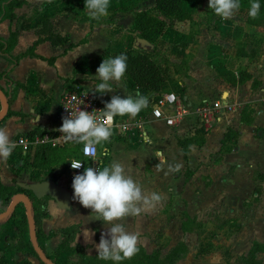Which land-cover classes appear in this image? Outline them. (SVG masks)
I'll return each instance as SVG.
<instances>
[{"label":"crops","instance_id":"obj_1","mask_svg":"<svg viewBox=\"0 0 264 264\" xmlns=\"http://www.w3.org/2000/svg\"><path fill=\"white\" fill-rule=\"evenodd\" d=\"M26 1L28 5L15 10L17 15L25 16L19 26L17 42L8 52L0 50V89L8 102L6 114L0 120V127L9 130L13 141L17 137L33 140L27 152L33 158L38 148L55 144L52 140L46 143L39 141L46 135L49 138L58 135L57 129L62 126L60 99L67 90L66 87H81L90 92V86L99 82L88 73L86 61L91 58L90 55L98 50L112 53L128 48L142 47L147 50L150 46L125 26L128 18V22L132 23L134 15L130 17L132 15L120 13L110 17L112 20L114 18L113 21H106L109 17H104L91 27L83 9L77 6L75 9L72 0ZM44 18L49 19L53 30L66 39L62 45H52L46 40H41L36 45V54L44 58L55 57L53 64L37 57L23 56L8 70L13 58L42 36L37 31ZM14 29L15 23L8 19L0 21L1 38L7 39ZM246 29L248 31L242 38L246 56L234 54L225 57L224 51L220 49L212 51L213 54H219L216 58L217 65L210 59L213 56L209 53L202 57L195 56L192 62L187 59V67L183 72L178 70L169 73L178 80L187 104L191 103L193 106L198 99L199 102H215L219 98L231 106L230 110L219 112L218 121L211 129L204 131L203 140L199 144H189L184 154L178 142V137L193 138L198 134L199 126L193 114L185 116L175 126H167L164 121L152 118L150 108L149 113L143 114V130L136 129L130 139L113 131L110 142L105 145L110 154L105 158L104 165L113 159L123 162L127 173L145 191L159 192L163 196L162 202L153 211L122 221L128 231L139 233L138 245L146 250L158 247L164 239L171 247L192 234L181 229L182 212L190 217H198L197 214L202 210H232L239 206L243 208L248 200L242 199L240 182L245 179L249 185L254 184L251 178L254 171L264 174V24L251 30L247 27ZM123 32L131 33L133 46L116 50L113 45L119 41L117 38ZM228 41L230 40L226 39L219 44H224L226 48L230 45ZM70 44L73 46L69 48ZM200 69L206 74L201 79L198 76ZM239 69H246L250 78L236 85L227 82V71L237 72ZM4 72L6 77L1 76ZM113 88L112 92L103 95L91 93L103 108L115 95L124 98L126 95L139 93L126 75L120 84L114 83ZM161 91L173 92L163 88ZM2 106L0 98V111ZM245 106L248 109L247 116L251 119L249 123L240 120ZM115 118L117 121L131 119L129 116ZM228 129L233 130L235 135L225 140ZM51 132H56V135L51 136ZM189 146H192V150ZM19 151L21 152V148L17 146L10 157L6 160L0 159V181L10 185L16 178L18 185L31 189L37 197H49L48 215L41 218L40 223L41 230L46 235L43 240L45 253L53 257L60 243L58 231L71 224H78L79 231L71 246L79 244L87 255L97 254L96 245L101 234L107 231V226L102 221L89 220L91 210L73 199V190L69 188L68 175L65 174L67 168L57 164L45 169L30 166L15 177L8 159H16ZM157 151L162 152L169 163H181V171L166 175L167 166L158 171L155 168L159 163L155 155ZM253 189H250L251 195H254ZM263 194L264 184L261 195L255 202H259ZM85 230L94 233L91 240L86 239ZM12 258L17 261L28 258L38 264L35 257L22 252L15 253ZM66 258L85 264V260L76 253L62 252L58 259L62 261Z\"/></svg>","mask_w":264,"mask_h":264},{"label":"trees","instance_id":"obj_2","mask_svg":"<svg viewBox=\"0 0 264 264\" xmlns=\"http://www.w3.org/2000/svg\"><path fill=\"white\" fill-rule=\"evenodd\" d=\"M260 4L261 9L258 18H250L247 9L245 20L241 23L242 26L246 25L247 28L251 30L256 26L264 24V2H260ZM24 5H28L26 0H0V21L8 19L10 22L15 23V29L10 32L7 39L0 37V50L3 49L2 51L8 52L17 42L20 32L19 26L25 16L17 15L15 10ZM186 5L185 0H153L152 6L136 10L134 12L131 32L151 45V52L146 53V51H142L139 48H128L107 53L106 55V59L120 54L127 55V71L125 75L130 79L131 83L135 85L139 94L146 96L148 101H157L162 93L161 88L165 81V76L154 55L159 54V43L163 41L170 28L174 27L177 23H186L192 19L191 11ZM248 6L249 3L247 4V8ZM242 26H240V29L239 27H236L233 34L231 33V36L235 40V44L236 42H240L241 34L243 32V29L241 28ZM37 33L42 36H40L32 45H29L23 53L13 58L12 64L9 66L8 70L23 56L37 57L47 60L49 64H53L55 57L44 58L43 56L36 54V45L41 40L49 41L52 45H62L66 42V39L53 30L52 24L47 18L41 20V27L38 29ZM72 46L73 44H70L69 48ZM246 54L244 46L242 43H239L237 49H235V55L244 57ZM5 74L6 72L2 73L1 76H4ZM249 78L250 75L247 73L246 69H239L237 72L227 71L226 75L227 82L232 85L243 83ZM247 110L248 109L245 106L241 111L240 120L243 123H249L251 121L247 116ZM198 133L201 136L205 134L202 127L199 128ZM50 134L51 136H55L56 132H51ZM233 135H235L233 130L228 129L225 134V140L230 139ZM187 142L191 143L192 141L187 140ZM78 146H76V148H70L62 143H56L53 146L44 145L38 148L33 158H31L29 153L23 154L19 151L16 155V159H8V164L11 172L16 177L20 175L23 169L30 166L45 169L62 162L63 160L68 163L71 158H81ZM63 152H66V156L60 159V153ZM183 153L186 154V149H183ZM260 176L264 178L263 173H260ZM13 182V184L8 185L0 181V214L5 212L15 195L20 193L25 194L30 200V209L34 219L37 243L44 254L54 264H81L69 260L68 258L60 261L58 258L61 257L62 252L78 254L85 260V264H114L112 261H101L97 259L98 253L95 255H87L84 248L79 244L71 246V243L74 241V238L79 231L78 224H71L58 231L60 234V243L58 244L53 257H49L45 253L43 247V240L46 238V235L42 232L40 227L41 218L48 215L47 201L49 197L45 196L38 198L31 190L18 185L16 183V178L13 179ZM71 185L72 183H69L68 186L72 189ZM261 192L262 188L255 187L253 189V194L255 195L254 199H258ZM26 211V205L23 202H18L12 212L4 220L0 221V238H2L3 234L8 229H12L13 231H16V235L18 234V240L16 239L15 241L16 243L9 245V249L0 250V264H36L28 258H23L18 261L14 260L12 256L17 252H22L23 254L35 257L38 260V264H46L39 259L30 241ZM233 222V219H223L221 224L215 227L216 230H207L205 224L200 222L196 216L190 217L186 212L181 213L182 231L185 233L194 232L198 236L197 255L212 252L216 248L213 238L219 234V229L228 223ZM138 247L139 252L133 256L132 259L125 260L121 262V264H177L179 261L183 260L189 252V247L183 240L176 242L166 252H163L162 246H158L153 251H148L140 245H138ZM263 252L264 242L253 240L250 249L247 253L240 255L235 264H261L262 261L257 257V254Z\"/></svg>","mask_w":264,"mask_h":264},{"label":"clouds","instance_id":"obj_3","mask_svg":"<svg viewBox=\"0 0 264 264\" xmlns=\"http://www.w3.org/2000/svg\"><path fill=\"white\" fill-rule=\"evenodd\" d=\"M110 0H85L84 10L90 20H100L109 14ZM208 8L221 20L232 19L241 8V0H208ZM261 4L259 0H249L248 15L258 18ZM127 55L103 59L96 69L98 83L91 85L93 94L101 95L114 90L113 84H120L127 71ZM148 98L143 94L126 95L122 98L115 95L110 102L105 103L98 114L78 110L63 118L62 126L57 129L65 143L83 145L85 156L94 155L93 149L99 148V156L108 157L109 149L105 145L113 135L112 125L117 116L135 118L148 107ZM20 143H23L21 141ZM17 143L11 139V133L5 127H0V159H7L16 149ZM192 150V146H189ZM159 163L158 171L167 166L166 175L179 173L182 164L169 163L163 153H155ZM97 161V160H95ZM99 162V161H98ZM71 168L83 167L84 162L70 161ZM73 199L84 208L91 210V219L102 221L107 231L101 234L96 245L97 259L121 264L132 259L139 252V233L130 232L122 222L128 217H139L141 214L153 211L163 200L162 194L155 191H145L140 183L127 173L123 162L111 160L107 165L93 168L84 167L82 174H77L72 181ZM58 207V205H57ZM60 208V207H58ZM63 209V208H60ZM86 239L91 240L93 232L85 230ZM84 232V233H85Z\"/></svg>","mask_w":264,"mask_h":264},{"label":"rangeland","instance_id":"obj_4","mask_svg":"<svg viewBox=\"0 0 264 264\" xmlns=\"http://www.w3.org/2000/svg\"><path fill=\"white\" fill-rule=\"evenodd\" d=\"M84 2L85 0H82L81 3L80 0H72V5L75 9L76 6L82 8L84 14L87 15L84 10ZM185 2L187 4V8L191 11L192 19L186 23H177L174 27L170 28L167 31L163 41L159 43V54L154 55L157 63L163 70V73L166 77L162 84V88L165 90H172L180 97L184 96H182L180 91L181 86L179 85L175 76L169 75V73H173L178 70L183 72V70H185L187 67V61L191 60L192 62V60L197 55L202 57L203 54L206 56V54L208 55L211 53L213 58L210 57V59L214 60L215 65H217L218 61L216 58L219 56V54H213L212 51H219L222 49V51H224L223 54L225 57L234 56L235 49H237L239 43H243L242 38L245 35L244 33L248 31L246 29L247 26H242L241 23L245 20L246 11L248 9L247 4L249 3V0H241V8L235 14V16L229 20H221L219 17L214 15L213 11L208 8V0H185ZM259 2H264V0H259ZM152 5L153 0H110L109 14L107 16L109 18L106 19V21L112 20L110 17H115L120 13H126L132 15L130 17H133L136 10L140 8H148ZM87 19L89 20L91 27L93 23L99 21L90 20L88 16ZM128 20H126L125 26L129 27L128 31H131L132 23H129ZM240 26H242L241 28L243 29V32L241 34L240 42H236L235 44V40L231 36V33L233 34V31L236 27H239L240 29ZM112 36L113 35H111V37ZM131 36V33L128 32L121 33L117 38L119 41L116 42L113 47H115L117 50L118 48L124 49L126 47L133 46V40L130 38ZM226 39L230 40L228 41L230 45L226 46L225 48L224 44L219 43L224 42ZM139 49L142 51H148L150 53L152 48L150 47L149 49L145 50L140 47ZM107 53L110 52L98 50L97 53L90 55L91 58L86 61L90 76L95 77L96 69L102 63L103 59L107 57ZM203 74H205L204 70L200 69L198 72L199 79L204 77ZM70 87L71 86L66 87L67 90H73L76 88ZM79 88L83 89L81 87ZM197 103H199V99L196 101V104ZM152 105L153 102L149 101L148 107L143 109L138 116L131 118L130 120H140L143 122V120H145L143 114L146 115L149 113ZM138 133L140 134V132ZM187 140L192 141L191 143L193 144H199L203 140V136L198 133L193 138L182 139L178 137V142L180 141L179 144L182 150L186 149L187 146L191 144L188 143ZM64 145L70 148H76L78 145L79 149L81 147V144L71 142ZM60 155L61 159L66 156V152L60 153ZM54 165L56 166V164ZM57 165L64 166L65 169L67 162L63 160L62 162L57 163ZM65 174L68 175V173ZM67 178L69 183H72V179H70L69 175ZM251 178L254 180V184L249 185L245 179L240 182V186L243 191L242 199L244 198L246 200L247 198L248 200V202L245 201V204H243V208L242 206H239L240 210L237 207L232 210H202L201 213L197 214V219L205 224L207 230H216L215 227L221 224L223 219L234 220L233 223H228L224 227L220 228L219 234L213 238L216 248L208 254L197 255L196 251L198 247V236L196 233L192 232V234H189L187 237H185V239H183L186 241L185 243L188 244V247H190L188 252L189 254H187V256L177 264H235L240 255L247 253L254 239L264 241V194L259 202H255L258 199H254L253 196L255 195H251L250 191L251 188L255 187L263 188L264 178L260 176V172L257 170L254 171ZM249 186H251V188H249ZM16 239L18 240V234L16 235V231L8 229L3 234L2 238H0V250L9 249V245L16 243ZM168 244L169 243H167V240L164 239L163 242L160 241L158 246H162L163 252H166L170 248ZM257 257L261 259V264H264V252L258 253Z\"/></svg>","mask_w":264,"mask_h":264},{"label":"built area","instance_id":"obj_5","mask_svg":"<svg viewBox=\"0 0 264 264\" xmlns=\"http://www.w3.org/2000/svg\"><path fill=\"white\" fill-rule=\"evenodd\" d=\"M80 109L88 112L93 111L94 114H98L96 110H102L104 108L91 92L80 89L79 87L63 92L60 99V116L62 119L70 116L71 112H76ZM230 109L231 106L228 103H223L222 100H217L215 102L202 100L192 106L191 103L187 104V101L183 97L170 91L161 93L157 101L153 102L151 116L155 120L164 121L167 126H175L179 124L185 116L193 114L196 117L199 128L202 127L204 131H208L218 121L219 112ZM142 124L143 122L140 120L126 119L117 121L116 118H114L112 130L130 139L136 132V129H138V131L143 130ZM61 135L62 134L59 132L55 137H50L51 139L48 137L49 135H46L39 142L46 143L52 140L55 144H67L64 142ZM14 141L17 143V146L21 148L22 153H27L33 143V140L28 137H17ZM21 141H23V143H20ZM82 148L83 145L80 147L81 158L69 159L66 166L67 173L72 180L75 175L83 173L84 167L91 166L97 168L99 167V163L101 166L105 164L106 157L99 156V148L93 149L94 155L92 156H85L82 153ZM73 159L83 161V167L76 170L72 169L70 161Z\"/></svg>","mask_w":264,"mask_h":264},{"label":"water","instance_id":"obj_6","mask_svg":"<svg viewBox=\"0 0 264 264\" xmlns=\"http://www.w3.org/2000/svg\"><path fill=\"white\" fill-rule=\"evenodd\" d=\"M139 39L141 41H143V43H145L146 45L151 47V45H149L145 40H143L141 38H139ZM0 98H1L2 104H3L2 109L0 111V118H2L6 114L8 102H7V97L3 94L1 89H0ZM34 195H35V193H34ZM38 198H41V197H38ZM18 202H23L26 205V207H27L26 215H27V222H28L29 238H30L32 246H33L35 252L37 253L39 259L41 261H43L44 263H46V264H54L44 254V252L41 250V248L39 247V245L37 243L36 235H35L34 219H33L32 213H31V209H30V200L28 199V197L25 194L20 193V194H17V195H15L13 197L12 202L10 203L8 208L5 210V212L0 214V221L4 220L12 212V210L15 208V206L17 205Z\"/></svg>","mask_w":264,"mask_h":264}]
</instances>
